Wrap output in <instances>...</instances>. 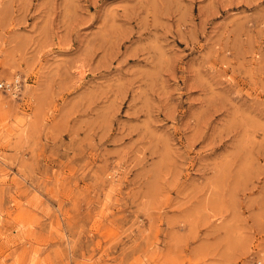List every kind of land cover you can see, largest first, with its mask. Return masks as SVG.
I'll return each instance as SVG.
<instances>
[{"label":"rangeland","instance_id":"374dc122","mask_svg":"<svg viewBox=\"0 0 264 264\" xmlns=\"http://www.w3.org/2000/svg\"><path fill=\"white\" fill-rule=\"evenodd\" d=\"M0 264H264V0H0Z\"/></svg>","mask_w":264,"mask_h":264},{"label":"built area","instance_id":"2783aa9c","mask_svg":"<svg viewBox=\"0 0 264 264\" xmlns=\"http://www.w3.org/2000/svg\"><path fill=\"white\" fill-rule=\"evenodd\" d=\"M19 84H20V82L18 81V79L17 80L15 79V80L10 81V82L5 81V80H0V87L2 89H5V90L9 89L12 92L19 89ZM254 264H262V262L258 260Z\"/></svg>","mask_w":264,"mask_h":264}]
</instances>
